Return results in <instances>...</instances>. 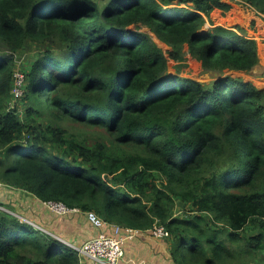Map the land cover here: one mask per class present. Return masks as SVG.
I'll return each mask as SVG.
<instances>
[{"label":"trees","instance_id":"16d2710c","mask_svg":"<svg viewBox=\"0 0 264 264\" xmlns=\"http://www.w3.org/2000/svg\"><path fill=\"white\" fill-rule=\"evenodd\" d=\"M238 1L264 16V0ZM231 8L223 0H0V42L10 52L0 54V183L108 224L162 225L174 264H264V90L223 74L208 84L171 74L143 29L174 61L187 44L204 70L250 73L260 63L255 38L224 18L205 30L216 9ZM29 43L39 50L21 69L22 118L14 55ZM69 122L99 136L82 138ZM81 259L73 244L0 212V264Z\"/></svg>","mask_w":264,"mask_h":264},{"label":"crops","instance_id":"0c3cea01","mask_svg":"<svg viewBox=\"0 0 264 264\" xmlns=\"http://www.w3.org/2000/svg\"><path fill=\"white\" fill-rule=\"evenodd\" d=\"M223 1L230 3L232 5V8L227 12H224L221 9H216L212 13L210 20L207 19V22L209 21V28L213 27L212 23L214 24V26L219 25V18H237L239 15L238 18L243 17L245 19H248L249 15L243 12V8H246L244 5L246 4L238 0ZM246 6L249 7L248 5ZM238 24L239 23L234 24L235 27H237ZM257 29L264 37V20L259 18L257 22ZM205 30H207V28ZM151 35L155 37L153 33ZM248 36L251 37L252 35L248 34ZM259 53L260 63L264 65V53L262 52V54L260 52V48ZM257 87L264 90V85H261V87ZM0 200H2L10 209V211L14 213L13 215H19L25 217L26 219L34 220L40 227L44 228L49 233L58 236L60 239L68 243L79 246L80 243L85 241L84 237L81 239L80 230L78 229L80 227V222L78 223V221H76L78 218H73V222H70V220L67 219L69 217L57 218L46 208L43 202L41 203L36 197L28 193L10 189L5 185L0 184ZM83 217L85 218V216ZM87 225L88 238H91L100 232L99 230L94 229L88 221ZM72 230L74 231V234L71 232ZM124 251L125 264H167L164 260L165 257L169 258L170 264H173L170 258L169 245L167 240H159L154 238L152 232L148 230L139 231L135 234L134 238L126 241L124 244Z\"/></svg>","mask_w":264,"mask_h":264},{"label":"rangeland","instance_id":"374dc122","mask_svg":"<svg viewBox=\"0 0 264 264\" xmlns=\"http://www.w3.org/2000/svg\"><path fill=\"white\" fill-rule=\"evenodd\" d=\"M244 6L246 8H243L244 9L243 12L246 13L247 15H249L248 19H245L243 17L238 18L239 17V15H238L237 20L234 23H232L231 20L228 19L229 25H226V27H231V28L235 27L234 24H237V23H239L238 26L245 27V28H243L245 31V34L247 36H248V34H251L252 35L251 37H254L257 40V42L259 43L258 45L260 48V52L264 53V37L261 35V33L257 29V22H258L259 18L264 20V16L261 15L260 13H258L256 9H252L251 6H249V5H248L249 7H247L246 5H244ZM206 28L207 29L209 28V21L206 23L205 29ZM143 29L146 32H149L150 34H152L147 27L143 28ZM154 40L164 50V53L166 54L167 58L169 59L170 72L173 75H178L180 77L192 78V79H195L197 81L208 84L212 80L216 79V77H219L221 74H223L222 76L239 77V78H242L244 80L252 81V82H254V84L256 86L261 87V85H264V65L261 63H259L258 66L255 68V70H253L250 73L235 72V71L220 72V71H215V70L207 71V70L203 69L200 61H198L197 59H195L194 57L191 56V54L189 53L187 44L183 48L184 60L174 61L169 54L170 51H172V48L169 45H167L166 43L157 39L156 37H154ZM38 50L39 49H37L36 45L29 43L24 50L16 53L14 55V57H15V65H16L17 71H21V69L28 67L30 65V61L33 60V58L36 55ZM2 53L10 54V52L9 51L7 52L6 48H4V46H2V43L0 42V54H2ZM12 94L14 97V101L15 102L18 101L20 103L19 110H21L23 112V114H20L21 117L25 118V116H26L25 107L23 106V103L20 101L24 95V88H23L22 96L18 97V95H16L17 96L16 97L13 89H12ZM66 127H70V131H73V133H75L76 135L78 133V130H84V132L82 134V138H87V139L89 138V139L94 140L97 136H99V135H97V136L92 135V132L88 135V131L86 130L85 126H83V125H72V123L69 122L66 125ZM95 132L97 134H100L97 131H95ZM77 209L79 212H77V213L73 212V213L66 215L64 217H69L67 219L70 220V222L74 221L73 218H78L76 221H78V223L80 222L79 223L80 227L78 229L80 230L81 239L84 237V240H88V239H90V238H88V227H87L88 225H87V221H85L86 217L85 218L83 217V216H85V213H83L79 208H77ZM208 223H210V225L212 224L211 221H208ZM72 227H74V226H72ZM71 232L74 234L73 230ZM158 239L164 240V239H160V238H158ZM165 258H164L165 263L170 264L169 258H167V257H165Z\"/></svg>","mask_w":264,"mask_h":264},{"label":"built area","instance_id":"2783aa9c","mask_svg":"<svg viewBox=\"0 0 264 264\" xmlns=\"http://www.w3.org/2000/svg\"><path fill=\"white\" fill-rule=\"evenodd\" d=\"M24 79L25 76L21 71L15 73V81L13 85L15 96H22ZM43 203L57 218L64 217L73 212H79L77 208L71 209L62 202L48 201ZM0 212L14 214L2 200H0ZM16 216L35 227L45 230L34 220H29L19 215ZM85 217L90 225L100 232L90 239L85 240L79 246L73 245L82 257L81 264H125L124 244L126 241L134 238L139 230L124 228L117 224H108L94 211L86 212ZM148 231H151L153 237L156 239L160 238L166 240L169 237L168 230L162 225L156 224Z\"/></svg>","mask_w":264,"mask_h":264},{"label":"bare ground","instance_id":"6f19581e","mask_svg":"<svg viewBox=\"0 0 264 264\" xmlns=\"http://www.w3.org/2000/svg\"><path fill=\"white\" fill-rule=\"evenodd\" d=\"M263 54V53H262Z\"/></svg>","mask_w":264,"mask_h":264},{"label":"water","instance_id":"95a60500","mask_svg":"<svg viewBox=\"0 0 264 264\" xmlns=\"http://www.w3.org/2000/svg\"><path fill=\"white\" fill-rule=\"evenodd\" d=\"M205 31V30H204Z\"/></svg>","mask_w":264,"mask_h":264}]
</instances>
